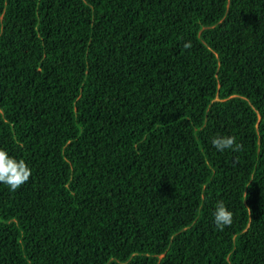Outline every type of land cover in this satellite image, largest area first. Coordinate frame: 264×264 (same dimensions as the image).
Here are the masks:
<instances>
[{"label":"trees","instance_id":"trees-1","mask_svg":"<svg viewBox=\"0 0 264 264\" xmlns=\"http://www.w3.org/2000/svg\"><path fill=\"white\" fill-rule=\"evenodd\" d=\"M0 148V264H264V0H0Z\"/></svg>","mask_w":264,"mask_h":264},{"label":"clouds","instance_id":"clouds-1","mask_svg":"<svg viewBox=\"0 0 264 264\" xmlns=\"http://www.w3.org/2000/svg\"><path fill=\"white\" fill-rule=\"evenodd\" d=\"M212 146L221 153L239 151L235 136L217 135L212 139ZM30 175L31 169L25 160L17 159L5 149L0 148V184L7 185L10 190L15 191L29 180ZM232 223L233 216L222 205L217 207L214 213L216 230L222 232L231 228Z\"/></svg>","mask_w":264,"mask_h":264}]
</instances>
